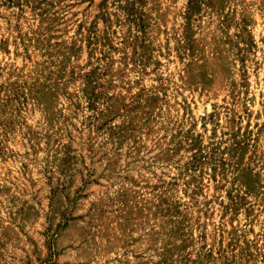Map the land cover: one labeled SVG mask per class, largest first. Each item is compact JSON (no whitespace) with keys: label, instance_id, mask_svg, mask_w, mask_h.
Segmentation results:
<instances>
[{"label":"rangeland","instance_id":"374dc122","mask_svg":"<svg viewBox=\"0 0 264 264\" xmlns=\"http://www.w3.org/2000/svg\"><path fill=\"white\" fill-rule=\"evenodd\" d=\"M0 264H264V0H0Z\"/></svg>","mask_w":264,"mask_h":264}]
</instances>
